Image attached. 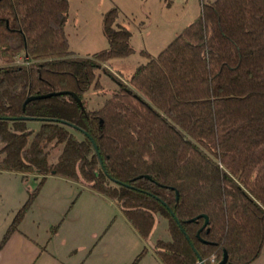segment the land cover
I'll return each instance as SVG.
<instances>
[{"label": "trees", "instance_id": "obj_1", "mask_svg": "<svg viewBox=\"0 0 264 264\" xmlns=\"http://www.w3.org/2000/svg\"><path fill=\"white\" fill-rule=\"evenodd\" d=\"M68 6L0 0V171L38 180L0 249L57 176L114 201L144 241L165 220L169 240L153 243L160 264H218L224 252L225 264L256 260L264 245V0H200L198 15L116 79L98 109L87 108L85 93L98 87L107 60L132 52L130 31L111 10L108 48L76 56L64 32Z\"/></svg>", "mask_w": 264, "mask_h": 264}, {"label": "rangeland", "instance_id": "obj_2", "mask_svg": "<svg viewBox=\"0 0 264 264\" xmlns=\"http://www.w3.org/2000/svg\"><path fill=\"white\" fill-rule=\"evenodd\" d=\"M68 4L64 32L68 48L76 56L89 57L108 48V40L103 32V19L111 10H115L116 23L130 31L132 52L125 57L107 60L97 72L98 87L92 86L85 93V105L88 109L100 108L107 98L106 94L116 89V79L126 80L138 65L146 62L147 55L156 56L198 15L200 9V0H68ZM104 68L112 76L105 74ZM28 127L36 131L39 124L31 122ZM58 152L59 148L50 150V163L55 162ZM37 184L38 180L34 176L23 180L19 173L0 171V242L17 211L26 201L28 190ZM41 187H46L50 195H45L38 205L31 206L26 212L22 224L26 232L32 233L38 225L40 238L46 224H49L52 211L57 208L67 212L76 202L75 207L81 208V204L83 207L84 230L96 233L95 238L88 242L91 241L92 244L89 245L88 252L94 249L88 253L83 264H130L144 249L146 252L137 264H160L151 245L156 238L169 240L165 220L159 219L150 239L144 241L127 222L114 201L99 194L94 196L92 190L82 192L77 188L87 187L86 185L48 176ZM68 187L75 188L70 191ZM66 191L71 193L69 198L65 196ZM92 201H97L99 206ZM61 252L63 248L60 249ZM60 257L62 261H67L63 253ZM74 260L75 258H71L70 261ZM250 264H264V245L259 257Z\"/></svg>", "mask_w": 264, "mask_h": 264}, {"label": "crops", "instance_id": "obj_3", "mask_svg": "<svg viewBox=\"0 0 264 264\" xmlns=\"http://www.w3.org/2000/svg\"><path fill=\"white\" fill-rule=\"evenodd\" d=\"M112 91H109L108 93H111ZM49 188L53 189L55 187ZM68 188L72 191L75 187ZM77 188L82 192L90 190L87 187ZM70 191L65 192L67 198L71 195ZM92 194H94V196H99L95 192ZM45 195H50V193H48L46 187H41L32 206L38 205L40 199ZM50 202L51 201H49V204ZM102 202L105 201H101V203ZM92 203L99 206L97 201H92ZM75 206L76 202L69 208V210H66L67 212L55 208L50 214L49 224H46L40 238L39 233L37 232L38 225L37 228L33 229L34 231H32V233L26 232L22 228V219L19 225L21 227L19 228L18 226L17 230L10 235L0 249V264H83L88 257V253L90 254L94 249L92 248V250L88 252L89 245H92L91 241L90 243L88 242L95 238L96 233H89L84 230L82 222L84 215L81 211L83 208L82 204L81 208ZM56 224L60 225L55 234L50 236L49 229ZM61 248H63V252L61 253L67 258V261L65 262L62 261V258L60 257ZM73 254L74 256H72ZM71 258H75L74 262L70 261Z\"/></svg>", "mask_w": 264, "mask_h": 264}, {"label": "water", "instance_id": "obj_4", "mask_svg": "<svg viewBox=\"0 0 264 264\" xmlns=\"http://www.w3.org/2000/svg\"><path fill=\"white\" fill-rule=\"evenodd\" d=\"M94 147H95V146H94ZM95 149H96V147H95ZM151 248L154 249V246L151 245ZM226 261H227V254H226V252H224L223 258H222V260L220 261V263H218V264H225Z\"/></svg>", "mask_w": 264, "mask_h": 264}, {"label": "built area", "instance_id": "obj_5", "mask_svg": "<svg viewBox=\"0 0 264 264\" xmlns=\"http://www.w3.org/2000/svg\"><path fill=\"white\" fill-rule=\"evenodd\" d=\"M197 264H203V262H198Z\"/></svg>", "mask_w": 264, "mask_h": 264}]
</instances>
